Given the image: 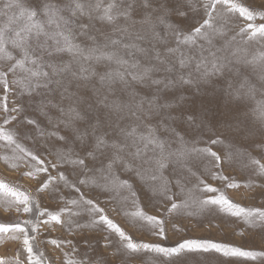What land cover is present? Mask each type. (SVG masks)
<instances>
[{"label": "snow or ice", "instance_id": "6c2138e0", "mask_svg": "<svg viewBox=\"0 0 264 264\" xmlns=\"http://www.w3.org/2000/svg\"><path fill=\"white\" fill-rule=\"evenodd\" d=\"M258 9L264 5L246 0H0V160L63 202L42 208L0 178V217H33L0 222V241L17 243L0 264H56L36 247L41 225L50 232L53 224L73 234L46 241L63 254L61 264H145L148 254L155 264L264 257L213 240L165 246L169 221L141 206L159 200L172 219L215 206L264 232V209L234 203L201 178L238 188L220 170L247 160L246 186L264 181ZM61 183L75 195L66 199ZM82 189L105 196V207ZM129 202L128 214L159 242L134 240L110 218ZM101 229L111 252L97 251L85 234Z\"/></svg>", "mask_w": 264, "mask_h": 264}, {"label": "rangeland", "instance_id": "374dc122", "mask_svg": "<svg viewBox=\"0 0 264 264\" xmlns=\"http://www.w3.org/2000/svg\"><path fill=\"white\" fill-rule=\"evenodd\" d=\"M248 4L253 6L264 5V0H246ZM264 10V9H258ZM242 22V21H241ZM260 23L262 21L259 18L256 21ZM191 98V97H189ZM251 155L257 159H261L257 151H252ZM261 162L264 163V159H261ZM248 161L244 160L242 163L236 162L233 163L231 167H224L220 171L222 175L230 177L231 181H234L240 185L238 188H228L226 187L225 181L211 178L210 175L205 173L201 176L202 179H205L207 183L212 184L214 187L219 188L229 199L234 203H239L241 206L246 208H261L264 209V187L260 185L264 181L257 180L252 187H247L249 183L250 172L244 167ZM55 174V173H53ZM199 175V174H198ZM0 178L7 179L8 181H13L22 186V190H28L32 193L34 199L39 202L40 206L49 208L50 211L58 210V202L62 204V201H59L58 195H53V189L49 188L48 190L38 193L36 192L37 182L34 179L28 177H20V173L16 170L11 169L10 164H5L3 160H0ZM71 179V177H69ZM196 178L191 179V183L188 185L189 188H192L196 184ZM89 196L96 195L101 203L102 207H105L104 201L106 197L99 195V193L90 192L88 189H82ZM177 191L178 190H175ZM61 193L64 197L71 198L75 195L72 189L64 186L61 183ZM219 193H217L218 195ZM193 195L204 198V194L199 191H196L193 188ZM144 211L149 215H159L162 218L167 219L169 222L166 224L167 230V240L163 241L165 246H172L177 242L184 239H201V240H213L220 243L231 244L236 247H241L245 250L253 251H264V232H261L258 228H251L244 224L242 219L232 217L227 213L220 212L219 209L215 206H210L211 211L207 214H196V215H187L180 214L177 219H172L169 217V214L165 211L164 205L159 202V200L147 201L146 199L142 201ZM116 207L115 205L108 204L106 210ZM134 209L131 206V202L124 208L110 212V218H113L117 224H119L129 235L137 241L145 242H159L160 238L152 235L151 226L147 225L146 222L140 221L130 214ZM20 220L32 219L28 214H14L11 218L7 213H4L0 217V222H12L16 218ZM175 224V228L173 227ZM55 231L45 232L44 226L41 225V230L37 234V243L36 247L45 252V255L50 260H55L56 264H61L63 254L61 252H56L55 254L51 251V246L46 243L47 239L50 237H60L72 239L73 234L69 233L66 228L53 224ZM90 236L92 239V247L97 251L111 252V249H105L103 247V241L101 237L104 235L103 230H90L85 233ZM80 248V251H84V246L81 244L77 245ZM17 248L16 242H5L0 241V255L5 252L9 256ZM65 251H68L65 248ZM145 264H155L154 257L151 254L147 255ZM213 264H264V257H258L253 260L250 258L243 257H213Z\"/></svg>", "mask_w": 264, "mask_h": 264}]
</instances>
